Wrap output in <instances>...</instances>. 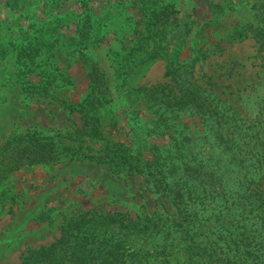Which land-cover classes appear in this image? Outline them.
Wrapping results in <instances>:
<instances>
[{
    "label": "rangeland",
    "instance_id": "rangeland-1",
    "mask_svg": "<svg viewBox=\"0 0 264 264\" xmlns=\"http://www.w3.org/2000/svg\"><path fill=\"white\" fill-rule=\"evenodd\" d=\"M263 7L264 0H0V150L11 137L38 132L68 156L13 165L0 179V264H21L89 211L124 216L127 223L149 218L159 226L151 237L114 229L121 245L102 264H264V173H250L251 156L224 150L198 115L167 112L177 139L161 134L157 109L138 92L168 85L169 71L188 72L186 84L233 115L232 124L263 129L264 51L255 39H241L262 25ZM83 14L90 36L80 43ZM94 66L104 82L99 112L106 141L125 144L140 160L157 159L176 183L184 167L172 162H188L187 174L196 165L214 168L218 190L231 189L233 198L205 199L199 208L187 202L179 211L154 192L146 174L128 177L87 159L101 144L76 139L84 120L68 105L99 87L90 77ZM46 76L47 94L37 89ZM173 153L179 156L170 158ZM253 191L258 197L249 200ZM237 198L259 201L246 214L233 204Z\"/></svg>",
    "mask_w": 264,
    "mask_h": 264
},
{
    "label": "trees",
    "instance_id": "trees-1",
    "mask_svg": "<svg viewBox=\"0 0 264 264\" xmlns=\"http://www.w3.org/2000/svg\"><path fill=\"white\" fill-rule=\"evenodd\" d=\"M260 16L262 17L260 18V24L262 23V25L256 28L252 25L251 28H248L252 36L242 34L241 39H255L260 50L264 51V7L260 12ZM87 18L88 15L83 14L80 31L77 34L80 43L86 41L90 36V22L87 21ZM28 53L30 52L28 51ZM188 74V72L182 73L177 70L169 71L166 74V77L170 79L168 85L158 86L150 90L142 88H140L142 91L138 90V92L145 94L147 104L151 105L149 109H153V107L157 109L154 112L158 116L155 123L162 129L161 134H168L173 140L177 139L175 134L169 133V129H173L174 126H170L169 119H166L167 112L198 115L204 118L205 123L208 122L209 125H212V129L216 132V134L214 133L215 141L223 146L224 150L234 152L235 156H237V153L239 156L244 155L246 159L251 156V160L247 159L250 164V166L248 164L249 168H254L251 169L250 173H257L258 170L259 173H264V128H260L258 132L254 133L251 127L243 130L232 124L235 120L233 115H229L227 111L225 112L220 105L214 107L209 104V96H206V92L199 91L200 88L186 84ZM90 77L93 84H100L99 87H92L89 95L81 104L68 105L70 113H81L84 120L81 130L76 132V139L81 143L90 141L101 144L100 149L93 154H89L87 159L99 165H106L114 172L124 173L128 177H132L134 174H146L154 180V192L161 197L172 199L173 205H176L179 211H184L181 206L186 205L187 202H193L196 208H199L196 203H201L205 199L210 202L211 200L214 201L216 197L233 198L234 192L231 189L218 190L216 169L214 168L206 171L204 166L196 165V168H191V173L187 174V171H190L188 170L189 166H191L188 162L184 160H180L177 164L172 162L173 167L177 166L179 170L184 167L182 169L184 172L183 181L176 183L171 181L169 174L164 171L163 168L166 165H161L157 159L140 160V158L129 152V148L125 144L115 145L109 140L106 141L102 134V119L100 117L101 112H99L104 107V104L100 102L101 95H103L100 88L101 83L104 84L103 76L99 69L94 66L90 72ZM43 79L44 84L38 86L40 88L37 89L47 94L51 82L47 76ZM22 89L26 95L32 93L27 88ZM248 130L249 134L250 132L253 133L251 136L257 138L256 142H251V136L246 133ZM179 131L183 130L176 129L174 133H179ZM261 132H263V136H259ZM246 137H249L250 141L242 143ZM246 147L250 149H246ZM66 152L54 139L43 137L38 132H29L26 135L11 137L5 147L0 150V166L4 167L1 169L0 179L11 174L13 165L56 162L60 159L59 157H68ZM179 152L180 155L182 150H179ZM179 155L173 153L170 158H177ZM69 158L72 159V156ZM186 177L187 179H185ZM252 193L249 200L258 197V192L253 191ZM2 194L5 193L0 192V197ZM237 201H239V198L233 201L235 206L240 204ZM258 201L254 200L249 205L248 201H245L244 204L241 202L240 205H242L246 214H251L254 212L253 207L257 205ZM258 210H260V207H258ZM196 216L199 219V214ZM117 217L118 215H103L92 211L84 213L66 224L62 231V237L57 242L31 250L24 256L21 264H102L106 259L105 254H110V249H116L121 245L114 229H119V231L123 229L126 234L139 233V236L148 234V237L154 236L153 233L159 229L157 222L154 220L152 223V219L149 218L146 219L147 222L140 220L139 222L131 221L127 223L122 219L124 216L120 220H117ZM191 228L200 229L196 225ZM159 232H162V230H159ZM223 260L229 261L230 258H224Z\"/></svg>",
    "mask_w": 264,
    "mask_h": 264
}]
</instances>
